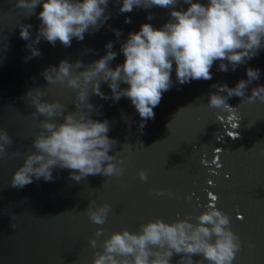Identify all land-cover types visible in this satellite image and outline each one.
Returning a JSON list of instances; mask_svg holds the SVG:
<instances>
[{
  "label": "water",
  "instance_id": "95a60500",
  "mask_svg": "<svg viewBox=\"0 0 264 264\" xmlns=\"http://www.w3.org/2000/svg\"><path fill=\"white\" fill-rule=\"evenodd\" d=\"M121 3L109 0L106 12L110 19L98 31L86 32L83 40L73 38L69 47L41 39L34 45L41 55L26 60L29 42L20 37L19 24H31L34 39L43 6L38 5L30 15L28 9L16 6V0H0V128L13 138L8 152L22 153L0 160V264H92L94 253L102 251L89 244L98 227L104 229L102 240L115 231H138L140 224L158 217L172 222L179 214V218L197 223L195 217L213 203L209 193L217 197L215 207L229 215V227L242 242L232 264H264V101L250 103L246 97H229L227 103L237 108L234 114L208 106L210 92L227 95L212 85L234 87L240 79L247 80V67L260 69V77L248 85L246 95L264 85V47L235 71L231 65L227 72L220 71L217 61L211 68L212 79L182 85L176 81L173 63V86L163 93L153 109L154 119H148L142 130L141 117L130 99L121 97L114 102L106 82H101L100 88L109 96L107 100L89 88L90 102L102 113L97 116L93 112L91 117L109 121L108 136L118 141L109 154L124 159V174L89 175L77 182L71 178V170L57 167L52 181L33 178V183L22 189L11 186L24 155L34 151L32 140L44 119L39 113L33 115L35 108L30 97L24 98L25 93L39 87L45 93L42 99L59 101L67 105L66 111H77L76 91L66 83L47 84L42 71L65 59L72 64L80 60L87 67L106 53L109 41L118 53L110 64L115 68L124 62L120 44L130 31H138L142 23L159 28L170 18L168 7L134 6L131 12L121 13ZM175 7L186 10L188 5L180 0ZM149 13L151 20L147 19ZM113 29L121 30L119 38ZM71 71L78 70L73 67ZM121 87L127 85L121 83ZM216 148L222 150L216 152ZM142 169L148 173L145 181L138 175ZM154 189L165 194L157 196ZM91 200L112 206L104 225L93 224L88 218ZM249 242L255 246L249 247ZM180 257L174 253L171 264H177ZM200 259L203 257L193 256V260Z\"/></svg>",
  "mask_w": 264,
  "mask_h": 264
},
{
  "label": "clouds",
  "instance_id": "9594fccd",
  "mask_svg": "<svg viewBox=\"0 0 264 264\" xmlns=\"http://www.w3.org/2000/svg\"><path fill=\"white\" fill-rule=\"evenodd\" d=\"M179 2L122 0L121 13L131 12L134 6L168 7L171 12L169 20L159 28L142 23L138 31H130L120 44L124 62L115 68L110 64L118 53L113 50V41H109L105 45L106 53L87 67L80 60L72 64L65 59L58 66H48L42 71L47 84L64 86L66 83L76 91L77 111H66L67 105L59 101L42 99L45 93L39 87L25 93L24 98L30 97L35 108L33 115L39 113L44 119L40 121L41 131L32 140L34 151L24 155L23 164L12 175L13 188L22 189L33 183V178L52 181L53 169L57 167L71 170L70 176L77 182L89 175L124 174V159H117V153L109 154L118 142L108 136L109 121L91 117L93 112L97 116L102 113L90 102V91L109 99L101 91V82L108 83L114 102L121 97L130 99L141 117L142 130L148 119H154L153 109L159 105L163 93L173 86V63L176 81L182 85L192 80L212 79L211 68L217 61L220 71L227 72L229 65L235 71L264 47V0H207L206 3L183 0L187 9L177 10L175 5ZM108 3L109 0H16V6L28 9L30 15L38 5L43 6L38 14L40 24L34 39L30 32L32 25L19 24L20 37L29 42L26 47L30 55L25 59L41 55L34 47L41 39L53 46L59 41L69 47L73 38L83 40L86 32L98 31L110 19V13L106 12ZM147 19H152L151 13ZM125 21L131 22L129 17ZM113 31L119 38L121 30ZM73 67L78 71L72 72ZM246 75L247 80L240 79L234 87L226 83L213 84V88L227 95L210 92L208 106L222 107L234 114L237 108L227 103L229 97L237 96L242 100L246 97L250 103L256 99L264 101V85H257L251 95H246L248 85L259 79L260 69L247 67ZM121 83L127 87H121ZM12 145V136L0 128V160L5 156L11 159L22 155L19 150L9 153ZM221 150L215 149L216 152ZM138 175L141 181L148 178L143 169ZM153 191L157 196L165 194L162 189ZM216 199L214 197L207 210L195 217L197 223H192L190 218L181 219L179 214L172 222L158 217L140 224L138 231L123 229L102 240L99 238L104 229L98 227L89 244L94 249L101 247L102 251L94 253L92 264H171L174 253L181 254L177 264H232L242 242L229 227V215L215 207ZM112 210L108 203L97 204L91 200L86 212L93 224L104 225ZM254 246L249 242V247ZM194 255L203 259L193 260Z\"/></svg>",
  "mask_w": 264,
  "mask_h": 264
},
{
  "label": "snow or ice",
  "instance_id": "6c2138e0",
  "mask_svg": "<svg viewBox=\"0 0 264 264\" xmlns=\"http://www.w3.org/2000/svg\"><path fill=\"white\" fill-rule=\"evenodd\" d=\"M211 199H213L215 196L213 194L209 195Z\"/></svg>",
  "mask_w": 264,
  "mask_h": 264
}]
</instances>
